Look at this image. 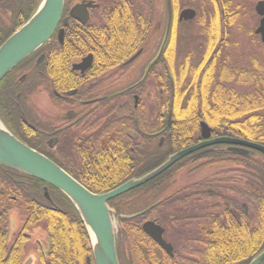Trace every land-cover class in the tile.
Here are the masks:
<instances>
[{"label":"trees","instance_id":"obj_1","mask_svg":"<svg viewBox=\"0 0 264 264\" xmlns=\"http://www.w3.org/2000/svg\"><path fill=\"white\" fill-rule=\"evenodd\" d=\"M40 1L32 0L29 3L27 0H0V45L31 17ZM79 1L64 0L62 19L68 16L71 5ZM95 3L98 9L92 11L86 24L79 25L68 18V24L64 27V37L65 39L69 36L82 37L88 45V51L96 55L95 62L102 63L107 70L123 64L141 47L155 22L156 1L95 0ZM172 3H174L175 19L178 11L176 0H172ZM245 5L250 9L245 0L201 1L196 19L190 26L196 24L200 31V39L205 45L202 49L203 59L198 64L195 56L187 55L180 66L179 75L174 73V60L167 59L174 55L170 51L177 35L175 33L177 24L174 21L170 35L171 43L147 75V79H151L155 87L152 112L139 100L136 107L130 100L114 112L119 120L111 122L107 132H120L121 142L128 141L125 137L128 129L136 130L140 136L137 144L127 146L133 148L138 164L143 163L138 172L139 176L155 169L170 155L200 140L198 135L200 120L211 127L214 133L212 136L237 137L264 146V62L259 64L254 57H251L253 65L251 64L243 74L233 75L232 88H226L229 78L215 72L217 70L216 55L214 58L211 57L217 45L227 41L232 42L229 37L230 32L226 31L233 28L237 20H241L247 14ZM59 27H63L62 21ZM67 44L66 40L62 46L53 40L47 43L50 52L63 53L70 50ZM218 52L221 51L218 50ZM42 68L41 82L38 77V65L33 67L23 83H18L17 80L11 81L12 73L1 81L0 110L6 114L4 116L0 113V116L4 120L19 118L32 123L31 119L33 117L34 120V116L30 115L26 109H22L23 106L21 110H18L14 104L18 101L8 92L13 88L20 89L26 85H33L25 91L26 95L31 97V88L47 84V81L51 80L52 74L45 66ZM62 69L63 66L59 68L60 71ZM170 79L174 82V103L171 126L168 129L163 115L169 109ZM24 97L22 94L19 100ZM0 120L2 121L1 117ZM164 125L165 128H163ZM9 131L11 132L10 129ZM162 136L164 141L159 146V138ZM20 140L31 149L38 150L30 142ZM90 144L93 153L100 151L96 143L91 141ZM127 147L124 151H129ZM221 147L223 146L215 148ZM107 151L122 150L110 143ZM206 157L210 161L203 164L202 171L212 164L230 168L240 167L242 169L236 171L243 173L244 180L257 188H264L262 163L264 156L255 153L248 157L237 158L226 152L213 151ZM82 162L83 164H80V167L84 168L82 174L71 173L65 162L59 167L94 194L112 190L124 183L126 181L124 179L129 176L121 169V173L119 172L114 180L108 181V187H99L85 174L93 166L89 165L86 159ZM185 165L182 160L153 180L108 203L116 225L115 240L120 236L122 243L120 258L122 264H190L187 261L182 262L180 258H163L158 260L159 262L156 261L154 258L156 246L140 230V224L149 219L152 213L159 214L162 207L175 208L180 204L177 192L168 195V191L174 184L173 178ZM72 166H78L75 158L72 159ZM0 167L4 168H0V264H20L23 258V248L27 240L23 237V233L16 237L15 244L8 252L4 246L8 216L13 210H21L25 214L22 232L38 226H42L45 230L47 249L46 252L38 254L40 264H85L86 258L91 259L86 231L77 212L66 197L37 179L1 165ZM232 172L235 171L232 170ZM45 186L51 199L49 203L42 198ZM235 190L234 187L233 191ZM250 191L253 189L250 188ZM248 219L250 250L248 252L240 250L244 246L242 232L235 236L237 232L235 228L227 234V237L218 239V251L214 264H249L264 249V204L260 203L258 198H254L249 203ZM91 264H93L92 260ZM202 264H208V262H202ZM260 264H264V260Z\"/></svg>","mask_w":264,"mask_h":264},{"label":"flooded vegetation","instance_id":"obj_2","mask_svg":"<svg viewBox=\"0 0 264 264\" xmlns=\"http://www.w3.org/2000/svg\"><path fill=\"white\" fill-rule=\"evenodd\" d=\"M27 1L29 3L32 2V0ZM89 2H92L94 6L93 9H88V16L90 17L92 11L98 9L95 0H80L74 3L69 8L68 15L70 9L74 6L83 3L87 4ZM66 18H69V16ZM76 22L79 24L78 21ZM176 23L179 26V24H185L186 22H179L176 17ZM257 27L253 31V36L258 37L260 42L259 35L255 34ZM58 29H61V27L58 26L57 30ZM231 30L232 28L226 32L229 33ZM197 35L199 36V42L196 58L198 59V64H200L204 55L202 49L205 48V45L200 39V31ZM229 37L231 39V33ZM51 40L58 43L56 33ZM65 40L66 42L68 41L67 47L70 49L68 52H50L48 50V45H45L35 52L32 57L19 68L15 69L10 76L11 81L14 80V82H16L17 80L18 83H23L35 65H38L39 82L42 81V66H45L49 72L53 73L51 80H46V88L48 90L46 92L51 106L50 112L48 110L49 113L44 114L45 112H42L41 109L37 107H33L32 104H26V101H18L14 102L15 107L21 110L23 106L22 109H26L30 115L34 116V120L33 117L31 119L32 123L20 120L19 118L4 120L2 116H0L2 122L11 130L12 134L18 140L23 139L31 144L34 143L35 145H32L38 149L34 150L41 151L42 153H38L57 164V166L64 162L67 163L69 171L73 174H82L84 172V168L80 167V164H83L82 160L86 159L87 163L92 165L93 168L88 169L85 174L89 180L95 182L99 187H108V181L114 180L121 169L124 170L123 173L129 174V176L124 179L126 180L124 183L141 177L138 172L142 168L143 163L138 164V160H136V156L133 154V148L131 146L127 147L128 144H137V141L140 139L138 132L133 129H128L125 133V137L128 141L121 142L120 132L110 133L107 131L109 130L108 126L111 122L119 120L114 112L121 107L122 104L130 100L133 105L134 102L138 104V96H140L139 89H141V96L145 97L148 103H153L150 102L149 93L146 88V84L148 83V80H145L146 75L141 82L140 80L146 67L155 58V55L150 56V58L145 56L144 46L142 47L145 43L143 42L139 48L141 49L139 55L128 64L130 65L129 67H127L128 65L126 66L125 63L134 56L139 49L122 65L106 70L102 63L95 62L97 58L96 55L88 51V45L82 37L69 36L65 39L63 36V42L60 46L64 45ZM77 41L79 43H76ZM238 42L235 41L233 44L232 39V42L227 41V43L224 44L220 43L215 47L211 55L212 58L216 55L215 64L217 70L215 72H218L227 79L229 78L227 84L230 85L229 88H232L233 85V75L243 74L252 64L250 63V58L252 56L248 55L246 57H249V63L246 65H242L240 59L244 57L240 55L238 56V60L233 62V53L231 50H234L235 46L238 47L240 45L241 47V44ZM218 50L221 52L219 53ZM99 56L100 54L98 57ZM50 57H52V59H50ZM257 62L259 64L263 63ZM50 65L52 66L48 68ZM62 66L63 69L60 71L59 68ZM14 73H20V78L15 77L13 75ZM137 75H139V79L136 78ZM133 77L134 81L132 82ZM40 86H42V84H40ZM147 94L149 98H147ZM0 113L4 116L6 114L1 110ZM201 122V120L198 121L200 142L202 141L200 137ZM165 125L167 127V123ZM165 125L163 128H165ZM213 134L210 127L209 139L215 138V136H212ZM163 140V136L159 138V142L161 141L162 143ZM91 141L96 143L100 151L93 153L94 151L90 149ZM110 143H112L115 148H120L122 151H107V146ZM125 147H127L129 151H124ZM206 150H208L207 153L200 154L202 151H205V149H200L183 159L185 164L195 165L193 169L194 172L190 170V174L195 173L197 177L203 175V164L209 161L204 157L211 154L213 151L226 152L228 155L237 158L244 157V155H239L233 151L222 148H209ZM248 156H251V154L248 153L245 157ZM66 158L68 159L65 160ZM73 158L77 160V167L72 166ZM0 168L4 169L3 167ZM183 169L185 168L181 170ZM240 169L242 168L233 167L226 169L229 170V177H235L240 180L234 183L232 182V185L236 189L234 192L233 187L230 188L229 183H224L223 181L216 182L212 178H209V180L200 179L190 182L189 185L182 188L180 191H176L180 201L177 207H162L160 210L161 213H152L149 219L140 224L141 232L156 246L154 257L156 261L160 259L163 260V258H180L182 262L187 261L190 264H193L192 262L195 264H202V262L214 264L216 259L215 255L218 251V239L227 237V234H229L231 230H235V228L237 229L235 236L240 235L242 232L244 244L241 249L242 252H248L250 250L248 246L249 203L254 198H258L260 203L264 204V188H257L247 180H244L243 173L240 174L236 171ZM232 170L235 172H232ZM3 171L6 172V170ZM147 172L148 171L145 173ZM250 188H252L253 191H250ZM241 190L244 191L241 192ZM13 211L17 212L18 210ZM145 222H152L162 230L161 239L165 244L170 246L171 251L168 253L165 252L155 241L142 231V224ZM22 230L23 226L18 235L22 233ZM18 235L16 236L18 237ZM15 239L16 238H14L11 243H5L4 246L7 252L15 244ZM115 247L118 263L122 264V260L120 259L122 247L120 236L116 239ZM46 249L47 248L44 249L39 244L36 245L35 257L38 264H40L38 259L39 252L44 253ZM23 251V258L20 264H23L25 247Z\"/></svg>","mask_w":264,"mask_h":264},{"label":"water","instance_id":"obj_3","mask_svg":"<svg viewBox=\"0 0 264 264\" xmlns=\"http://www.w3.org/2000/svg\"><path fill=\"white\" fill-rule=\"evenodd\" d=\"M164 3L167 14L161 48L157 56L146 67L141 81L148 70L159 60L168 41L172 18L171 0H164ZM63 6L64 0H41L31 17L0 45V82L19 64L47 44L55 33L57 41L60 44L63 42L64 30H57L62 17ZM93 8L91 3L78 4L70 9L69 17L80 24H84L88 20V9ZM255 12L260 17L255 34L259 35L261 43L264 44V1H259L255 5ZM195 16L194 10L184 9L178 14V21H190ZM63 26H67V19L63 20ZM139 53L140 51L132 56L125 65L131 63ZM172 97L173 90H171ZM169 109L168 125L171 122L172 100ZM200 137L201 143L170 155L162 164L144 176L132 179L106 193L94 194L45 156L20 142L0 121V165L26 174L59 191L73 206L83 224L90 245L93 264H118L115 252L114 231L116 225L112 221L110 209L107 206L108 202L151 181L186 156L203 148L225 145L231 147V151L239 155L246 156L248 153L257 152L264 156V146L256 143L230 137L209 139L210 128L205 122L200 123ZM207 152L204 151V153ZM43 195L48 202H51L46 187L43 188ZM142 231L165 252L171 251L170 246L161 239L162 230L155 224L145 222L142 225ZM263 259L264 250L255 256L249 264H259ZM85 264H91L90 258H86Z\"/></svg>","mask_w":264,"mask_h":264},{"label":"rangeland","instance_id":"obj_4","mask_svg":"<svg viewBox=\"0 0 264 264\" xmlns=\"http://www.w3.org/2000/svg\"><path fill=\"white\" fill-rule=\"evenodd\" d=\"M155 1H156V13H155V22L153 24L154 26H153L151 32L149 31V33H148V35L144 41L145 44L142 45V47L144 46L143 49L145 52V56L147 58H150V56H154V55H155V57L157 56V54L161 48V43L163 40V35H164V30H165V25H166V14H167V12H166V6L164 3V0H155ZM201 1L202 0H176V5L178 8L177 13L179 14L184 9H192L196 12V15H197ZM245 1H246L247 5L249 6L250 9H248V7L245 5V9H247L246 10L247 14L245 16H243L241 18V20H237V22L235 23V25L233 26V28L230 32L231 33V39H234L237 42L239 41L238 43L241 44V47H240V45L238 47H236L234 45L235 49L231 50L233 53V62H236L238 60L239 55L243 56L244 58L240 59V61L242 62V65H246L247 63H249V59H248L249 57H246L247 55L254 57L259 62H264V44L262 45V43H260L261 41L259 42L258 37L253 36V31L257 27L258 22H259V17L257 16V14L255 12V5L259 1H264V0H245ZM173 4L174 3H172V0H171L172 10H173ZM171 16H172V18H171V23H170V31H169L168 41H167V44H166L164 50L162 51L160 58L163 56V53H164V51H166L167 47L169 46V43H171L170 42V35L172 33L173 24L176 22V17H177L176 16L174 19V15H171ZM194 20L195 19L190 20V21H185L186 22L185 24H179V26L176 23L177 27H176L175 33L177 35H175L176 38L174 40V43L170 47L171 48L170 51L174 55H171L168 58V59L174 60V65H175L174 66V73L176 75H179V69H180L181 64L184 63L185 57L187 55L192 56V57H194V56L196 57V53L198 51L199 36L197 35V33L199 32V30H198L196 24L195 25L193 24L190 26V24L193 23ZM232 36H233V38H232ZM140 50L141 49H139L138 51H140ZM250 63H251V61H250ZM129 66L130 65H128L127 67H129ZM150 69L146 73L145 80H148V83L146 84V88L148 90L149 97H150L149 98L148 94H147V98L150 99V102H153L154 98H155L154 83L151 79H147V75H148ZM136 78L139 79V75H137ZM133 81H134V77L132 79V82ZM145 83H146V81H145ZM171 84H172V86H171ZM170 86H171L170 87L171 90H173V97L170 98V102L172 100V106H173V103H174V82L171 79H170ZM229 86L230 85H226V88H228ZM234 88L241 90V88H238L237 86H234ZM30 90L32 91V96L28 97V101H26V104L30 103V104H32L33 107H37L38 109H41L42 112H45L44 114H48L51 110V106L49 104V97H48V94L46 92V91H48L46 88V84H44L40 87L38 86L34 89L31 88ZM141 94L142 93L140 91L139 92L140 96H138L139 101L144 105H146V103H147L148 109L152 112L153 103L152 104L148 103L146 101V98L142 97ZM48 110H49V112H48ZM169 110L170 109H168V112L163 115L165 118L164 119L165 124L167 123L168 129L171 126V122L168 125ZM171 115H172V109H171ZM221 137H229V136H221ZM215 138H217V137H215ZM230 138L240 139L237 137H230ZM240 140L248 141V140H244V139H240ZM201 142H200V140H198L193 145H196V144L201 143ZM248 142H252V141H248ZM252 143H256V142H252ZM32 144L35 145L34 143H32ZM161 144L162 143L160 141L159 145H161ZM256 144H258V143H256ZM193 145H189L185 148H188V147L193 146ZM259 145H261V144H259ZM219 146H223V147H221L222 149H225V150L227 149L228 151H231V149H230L231 147L225 146V145H218V146L207 147V148H203V149H205V151H208L206 149L215 148V147H219ZM181 150H183V149H181ZM246 151H250V150H246ZM202 152L204 153V151H202ZM252 153L255 154L257 152H252ZM204 158L206 160L208 159L206 156ZM262 163L264 165V161H262ZM173 166H171V167H173ZM184 168L185 169H183V170H179L178 174H176V176L173 178L175 181H174L173 186L168 191L169 194L174 193L176 191H180L182 188L189 185L190 182H194V181H197L200 179L209 180V178H212L216 182H218V181H223L224 183L227 182V183H229L230 188L233 187V189H234V186L232 184L235 181L236 182L240 181L235 177H229L228 176V175H230L229 170H226V169H228L230 167H224L222 165L212 164L211 166L207 167L206 170H208V171L203 170L204 173L200 177H197L195 175V173L190 174L191 173L190 170L193 171V169L195 168V165L186 164L184 166ZM237 172H239V171H237ZM24 216H25V214L21 210H18L17 212L13 211V212L9 213L8 234H7V238H6L7 243H11L13 241V239L17 237L16 235H18V233L20 232V230L22 229V226L24 224ZM22 233H23L22 234L23 237L27 238V240L25 242V245H26L25 246V257L23 260V264H38L37 259L35 257V248H36L37 244L42 246L44 249L47 248V234H46L45 230L43 229L42 226H38L37 228H35V227H33L31 229L29 228L25 232H22ZM241 249L242 248H240V250Z\"/></svg>","mask_w":264,"mask_h":264},{"label":"bare ground","instance_id":"obj_5","mask_svg":"<svg viewBox=\"0 0 264 264\" xmlns=\"http://www.w3.org/2000/svg\"><path fill=\"white\" fill-rule=\"evenodd\" d=\"M31 57H32V56H30V57H28V58H31ZM28 58H27V59H28ZM19 65H20V64H19ZM19 65H18V66H19ZM18 66H17V67H18ZM17 67H16V68H17ZM16 68H15V69H16ZM49 68H50V67H49ZM15 69H14V70H15ZM14 70H13V71H14ZM13 71H12V72H13ZM48 71H49V70H48ZM12 72H11V73H12ZM11 73H9V74H11ZM50 73H51V72H50ZM9 74H8V75H9ZM51 74H53V73H51ZM13 75H14L15 77H19V76H20V73H14ZM19 78H20V77H19ZM31 86H33V85H26L25 87L20 88V89H14V88H13V89H10L8 93H9L10 96H14V97L16 98L17 101H24V102H25V101H28V96L26 95L25 91H27V90H28L27 88H28V87H31ZM37 87H38V86H37ZM22 94H24L25 97H24L23 99H20V100H19V98H20V96H21ZM1 101H2V99H1ZM1 103L3 104V101H2ZM179 151H181V150H179ZM58 167H59V166H58ZM59 168H60V167H59ZM43 188H44V187H43ZM48 196H49V193H48ZM42 198L45 199L44 195H42ZM49 198H50V196H49ZM45 200H46V199H45ZM46 201H47V200H46ZM47 202H48V201H47ZM48 203H49V202H48ZM52 209H53V208H52Z\"/></svg>","mask_w":264,"mask_h":264}]
</instances>
